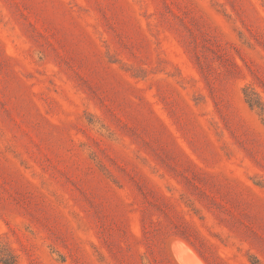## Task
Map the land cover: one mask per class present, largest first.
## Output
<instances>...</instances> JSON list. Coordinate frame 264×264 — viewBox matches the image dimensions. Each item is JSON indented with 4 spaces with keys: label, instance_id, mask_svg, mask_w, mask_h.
I'll return each instance as SVG.
<instances>
[{
    "label": "rangeland",
    "instance_id": "1",
    "mask_svg": "<svg viewBox=\"0 0 264 264\" xmlns=\"http://www.w3.org/2000/svg\"><path fill=\"white\" fill-rule=\"evenodd\" d=\"M0 264H264V0H0Z\"/></svg>",
    "mask_w": 264,
    "mask_h": 264
}]
</instances>
